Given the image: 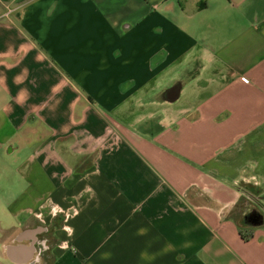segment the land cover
Instances as JSON below:
<instances>
[{
    "label": "crops",
    "instance_id": "obj_1",
    "mask_svg": "<svg viewBox=\"0 0 264 264\" xmlns=\"http://www.w3.org/2000/svg\"><path fill=\"white\" fill-rule=\"evenodd\" d=\"M255 212L264 0H0L1 264H264Z\"/></svg>",
    "mask_w": 264,
    "mask_h": 264
},
{
    "label": "flooded vegetation",
    "instance_id": "obj_2",
    "mask_svg": "<svg viewBox=\"0 0 264 264\" xmlns=\"http://www.w3.org/2000/svg\"><path fill=\"white\" fill-rule=\"evenodd\" d=\"M242 194H243V199L245 200H246V195L248 196V198L252 199L254 202H257L258 200V194L251 189H247L246 191V186L243 187ZM260 219H261L260 216L255 212L254 214H251L245 218V223L246 222L253 223V222L259 221Z\"/></svg>",
    "mask_w": 264,
    "mask_h": 264
},
{
    "label": "water",
    "instance_id": "obj_3",
    "mask_svg": "<svg viewBox=\"0 0 264 264\" xmlns=\"http://www.w3.org/2000/svg\"><path fill=\"white\" fill-rule=\"evenodd\" d=\"M178 94L180 93V87L178 88ZM179 95H177V97H178ZM177 97H175V98H177ZM256 209H258V208H256ZM255 211V210H254ZM260 217H261V219H262V222L260 223L261 225H262V223H263V220H264V215H260ZM258 226H260V225H258ZM53 244H51L50 246H52ZM50 250V247H48V251ZM41 252V251H40ZM46 252H47V250L45 249L44 251H42L41 253H42V257H41V259H42V262H44V263H42V264H46L45 262H46V260H45V258H46ZM23 262H21V263H19V262H14L15 264H28V262L26 263V261L25 260H22ZM1 264V263H0Z\"/></svg>",
    "mask_w": 264,
    "mask_h": 264
},
{
    "label": "rangeland",
    "instance_id": "obj_4",
    "mask_svg": "<svg viewBox=\"0 0 264 264\" xmlns=\"http://www.w3.org/2000/svg\"><path fill=\"white\" fill-rule=\"evenodd\" d=\"M5 219H6L7 221L9 220L8 217H6V216H5Z\"/></svg>",
    "mask_w": 264,
    "mask_h": 264
}]
</instances>
